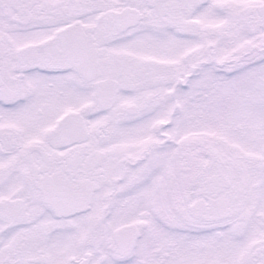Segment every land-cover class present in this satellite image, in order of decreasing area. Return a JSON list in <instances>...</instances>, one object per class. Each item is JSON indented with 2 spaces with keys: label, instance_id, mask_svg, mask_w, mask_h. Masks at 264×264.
Returning a JSON list of instances; mask_svg holds the SVG:
<instances>
[{
  "label": "snow or ice",
  "instance_id": "6c2138e0",
  "mask_svg": "<svg viewBox=\"0 0 264 264\" xmlns=\"http://www.w3.org/2000/svg\"><path fill=\"white\" fill-rule=\"evenodd\" d=\"M0 264H264V0H0Z\"/></svg>",
  "mask_w": 264,
  "mask_h": 264
}]
</instances>
